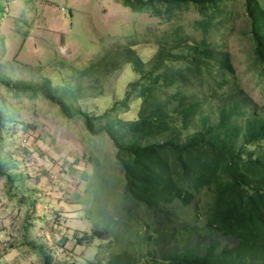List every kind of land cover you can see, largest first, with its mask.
Here are the masks:
<instances>
[{"label": "rangeland", "instance_id": "1", "mask_svg": "<svg viewBox=\"0 0 264 264\" xmlns=\"http://www.w3.org/2000/svg\"><path fill=\"white\" fill-rule=\"evenodd\" d=\"M202 19L192 4L171 14L162 8L156 16L153 11L133 12L122 0H0V103H6L15 121L6 125L0 142L3 170L12 176H0V264H45L42 244L48 246L53 264H90L123 248L145 260L151 248L146 234L154 229L156 234L157 222L144 204L125 193L116 148L106 133L91 135L81 116L67 119L42 94L30 97L1 80L50 81L67 100L64 93L80 88L74 103L99 115L138 76L126 65L91 84L79 76L91 63L123 46H132L149 62L165 38L206 39L231 54L242 86L264 105L245 0H226L206 29ZM139 105L134 101L121 117H137ZM200 197L207 199L208 194ZM187 215L183 207L178 220L158 227L185 235L183 229L193 225L185 220ZM97 229L105 235L92 246L75 241L77 234ZM200 242L199 236L191 239V244Z\"/></svg>", "mask_w": 264, "mask_h": 264}, {"label": "trees", "instance_id": "2", "mask_svg": "<svg viewBox=\"0 0 264 264\" xmlns=\"http://www.w3.org/2000/svg\"><path fill=\"white\" fill-rule=\"evenodd\" d=\"M226 0H122L133 12L162 8L171 14L190 4L203 18L205 29L222 13ZM254 46L253 59L264 83V0H245ZM154 57L145 62L132 46H123L79 73L91 84L99 75L131 65L138 76L123 97L99 115L74 103L75 88L63 98L50 81L31 84L3 78L2 83L30 97L42 94L59 106L67 119L81 116L93 136L106 133L116 148L127 196L146 206L157 219L146 234L149 258L138 259L123 248L107 260L90 264H264V105L242 86L229 52L208 40L190 42L165 38ZM62 93V94H61ZM138 116L130 120L134 101ZM6 103H0V142L8 123ZM11 154L7 155L8 157ZM0 158V176L6 173ZM5 160V158H4ZM208 194L204 199L200 195ZM194 204V209L192 204ZM185 207L186 234L160 230L178 220ZM148 227H151L149 224ZM167 228V226H166ZM75 241L92 246L105 231L81 232ZM193 236L202 242L191 244ZM218 238L234 242L223 244ZM154 243L152 244V242ZM149 245V244H148ZM45 264H53L47 245L39 246ZM70 264V263H64Z\"/></svg>", "mask_w": 264, "mask_h": 264}]
</instances>
